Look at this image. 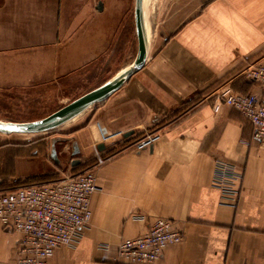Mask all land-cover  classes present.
I'll use <instances>...</instances> for the list:
<instances>
[{
    "label": "crops",
    "instance_id": "1",
    "mask_svg": "<svg viewBox=\"0 0 264 264\" xmlns=\"http://www.w3.org/2000/svg\"><path fill=\"white\" fill-rule=\"evenodd\" d=\"M74 1L0 0V87L25 77L23 58L50 59L39 66L64 74L101 57L116 6L83 0L95 26L80 29L74 23L79 12L72 16L76 20L64 21V7L69 12ZM144 3L146 64L94 110L86 129L87 149L104 160L96 174L90 226L75 247L57 249L49 264H129L119 255L120 244L144 235L158 219L172 220L183 240L154 264H264V144L254 139L243 115L227 106L213 108L225 88L262 93L243 73L264 60V0H179L168 8L171 15L156 17L155 40L148 26L149 0ZM134 33L137 37L136 24ZM39 69L35 72L42 73ZM102 133H122L123 139L102 143ZM151 134L159 135L151 148H134ZM30 146H14L4 157L0 194L43 176L28 173L38 153ZM53 152L58 159L52 145L58 165ZM79 153L75 145L73 156ZM24 160L28 164L18 172ZM218 162L231 165L237 175L233 206L215 185ZM80 165L72 161L73 168ZM20 240L0 223V264H17Z\"/></svg>",
    "mask_w": 264,
    "mask_h": 264
},
{
    "label": "rangeland",
    "instance_id": "2",
    "mask_svg": "<svg viewBox=\"0 0 264 264\" xmlns=\"http://www.w3.org/2000/svg\"><path fill=\"white\" fill-rule=\"evenodd\" d=\"M107 1H110L112 8L116 6L117 15L114 17L116 22L111 27L107 48L101 57L89 66H84L73 73L64 74H50L47 72L48 66H39L40 62L50 61V59L23 58V60H27L28 65L25 77L19 79V83L12 79L9 86L5 83L3 87H0V123L29 122L46 118L110 80L117 79L134 63L138 51V39L134 35L135 0ZM178 1L149 0L148 26L152 40L158 37L156 17L162 20L168 17V14L171 15L172 10H168V8L175 7L173 4ZM100 2L102 3V1ZM85 5L83 0H75L69 9L72 15L68 12V7H64V21L70 17L71 21L76 20L72 19V16L76 18L77 12H79V16L77 15L78 18L74 22L75 27L78 25H80V29L84 26L94 27V22L89 16L90 12ZM38 69L42 73H36L35 71ZM117 71L119 72L116 74ZM99 105L96 104L88 108L45 133L9 135L0 133V174H4L1 163L4 157L11 153V149H14L12 147L30 145L32 148L29 149L32 151L37 149L38 153L34 157V164L27 167L28 173L37 172L43 176L19 182L17 184L19 187L58 181L65 176L77 175L90 169L97 174L99 166L104 164V160L94 154L91 155L84 140L87 134L86 129L93 120L91 115ZM114 139L107 142H113ZM116 139H123V137L120 135ZM100 140L102 143H106L101 135ZM52 145L58 155V165L53 162L51 157ZM75 145H78L80 153L73 156ZM74 160H79L81 165L73 168L72 161ZM24 164H28L27 160L18 164V172L23 170ZM0 179L5 182L2 177Z\"/></svg>",
    "mask_w": 264,
    "mask_h": 264
},
{
    "label": "built area",
    "instance_id": "3",
    "mask_svg": "<svg viewBox=\"0 0 264 264\" xmlns=\"http://www.w3.org/2000/svg\"><path fill=\"white\" fill-rule=\"evenodd\" d=\"M243 76L260 87L261 95H244L225 88L213 108L217 112L227 106L243 115L253 127L254 139L264 144V60L247 67ZM120 135L122 133L101 134L104 142ZM158 138V134L147 135L135 143L134 148L147 150ZM236 180L231 165L217 163L214 182L221 190L223 200L231 206L239 195ZM97 191V175L90 169L58 181L27 185L0 194L3 229L21 235L17 264H49L57 249L75 247L82 239L83 231L90 226L91 199ZM182 240L183 235L172 220L158 219L144 235L123 241L119 255L129 264H154L170 245H177Z\"/></svg>",
    "mask_w": 264,
    "mask_h": 264
},
{
    "label": "water",
    "instance_id": "4",
    "mask_svg": "<svg viewBox=\"0 0 264 264\" xmlns=\"http://www.w3.org/2000/svg\"><path fill=\"white\" fill-rule=\"evenodd\" d=\"M102 3H99L98 10L102 11ZM135 24L138 39V51L134 63L117 79H112L82 97L74 100L70 104L64 106L53 114L43 119L29 122L0 123V133L2 134H38L53 130L62 122L75 117L87 108L95 104L106 102L113 94L122 88L134 75L140 72L148 59L149 54V35L146 22V11L144 0H135ZM129 132L125 138L131 136ZM99 149L103 150L104 145H99ZM54 160L58 162L53 152ZM78 164L75 161L73 165Z\"/></svg>",
    "mask_w": 264,
    "mask_h": 264
},
{
    "label": "bare ground",
    "instance_id": "5",
    "mask_svg": "<svg viewBox=\"0 0 264 264\" xmlns=\"http://www.w3.org/2000/svg\"><path fill=\"white\" fill-rule=\"evenodd\" d=\"M129 68H130V67H129ZM129 68H128V69H129ZM95 105H96V104H95ZM91 107H92V106H91ZM89 108H90V107H89ZM87 109H88V108H87ZM87 109H86V110H87ZM84 111H85V110H84Z\"/></svg>",
    "mask_w": 264,
    "mask_h": 264
},
{
    "label": "trees",
    "instance_id": "6",
    "mask_svg": "<svg viewBox=\"0 0 264 264\" xmlns=\"http://www.w3.org/2000/svg\"><path fill=\"white\" fill-rule=\"evenodd\" d=\"M38 120V119H37ZM32 121H34V120H32ZM1 175V174H0ZM3 194V193H2Z\"/></svg>",
    "mask_w": 264,
    "mask_h": 264
}]
</instances>
